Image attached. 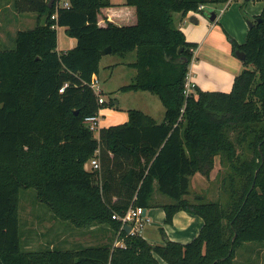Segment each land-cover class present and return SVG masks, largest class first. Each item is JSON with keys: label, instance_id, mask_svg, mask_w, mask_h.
I'll list each match as a JSON object with an SVG mask.
<instances>
[{"label": "trees", "instance_id": "obj_1", "mask_svg": "<svg viewBox=\"0 0 264 264\" xmlns=\"http://www.w3.org/2000/svg\"><path fill=\"white\" fill-rule=\"evenodd\" d=\"M50 1L17 0L37 25L17 32L14 49L0 50V264H235L241 247L264 244V8L246 42H232L246 60L231 92L196 87L186 97L198 44L174 15L229 0H69L70 8ZM123 7L134 9V22L109 16ZM57 27L77 40L75 48L58 52ZM108 47L113 55L136 53V77L121 91L156 95L161 123L129 110L125 124L102 128L99 138L87 128L86 118L102 109L90 83ZM93 158L101 168L88 171ZM216 158L228 168V200L188 199L193 177L209 180ZM29 189L57 219L80 229L107 226L123 244L24 251L20 193ZM156 192L169 200L161 206L167 226L179 212L203 219L191 242L171 241L161 229L165 243L153 245L113 219L131 207H157Z\"/></svg>", "mask_w": 264, "mask_h": 264}, {"label": "crops", "instance_id": "obj_2", "mask_svg": "<svg viewBox=\"0 0 264 264\" xmlns=\"http://www.w3.org/2000/svg\"><path fill=\"white\" fill-rule=\"evenodd\" d=\"M124 3L116 5H123ZM8 8L10 10L6 12V25L8 26L14 28V26L21 25L31 18L35 19L34 13L20 12L16 9L15 4L12 5V7L11 5L8 6ZM263 8L264 0H229L227 4L221 6L219 13L216 11H207L208 8L206 6L204 10L199 12H189L185 15L179 13L174 15L176 25L183 31L187 41L189 43L198 44V48L194 52V59L189 72V76L196 87L209 92H231L234 79L245 69L244 62L240 61L233 52L232 42L235 41L239 45L246 42L250 29L248 22L255 23L256 18L261 15ZM1 11L0 8V12ZM18 12L22 14L19 15ZM212 12L216 14L215 21L210 20ZM115 15L122 16L123 19L128 21H135V11L132 8L123 7L117 12H110L109 16L113 17ZM192 19L197 20L198 24H195ZM20 29H15L11 39L13 36L15 39ZM76 45V39L63 37L60 43L58 38V52L60 53L67 52L75 48ZM134 62L135 61L128 62L127 65L130 66V64ZM160 112L162 113L160 119H157L153 114L149 116L154 118L158 123H161L165 117V108ZM107 114H109L110 119H113L112 121L119 120L122 123L128 121V116L118 117L115 116L116 113L111 111H108ZM99 118L101 128H105L102 126L100 115ZM112 123L114 122H110V125H112ZM217 165L218 158H216L215 167H217ZM200 179L207 180L199 173L193 177V192L197 188L196 182L200 181ZM116 200L117 198L113 199V201ZM154 200L155 203H157V207L147 210L149 223L141 234L148 242L153 245L164 244L165 239H163L164 237L160 233L161 229L165 230L169 240L182 244L191 242L199 235L204 225L202 218L192 216L186 212H179L174 218L173 225L167 226L165 224L166 215L161 206L169 203V200L159 195L157 192L155 193ZM90 230L95 232V234H100L99 240H101V242L98 245L112 244V242L114 246H121V244H123L109 227L95 226ZM261 247L264 248V244H261ZM254 254L255 256L253 255L252 258L259 256L257 251ZM159 263L163 264L162 260H159ZM261 264H264V261L261 262Z\"/></svg>", "mask_w": 264, "mask_h": 264}, {"label": "rangeland", "instance_id": "obj_3", "mask_svg": "<svg viewBox=\"0 0 264 264\" xmlns=\"http://www.w3.org/2000/svg\"><path fill=\"white\" fill-rule=\"evenodd\" d=\"M69 0H62L68 2ZM17 0H0V50H10L15 48L14 36L11 39L15 29L31 30L38 22V16L34 14L35 19L21 25H6V12L10 11L8 6L16 5ZM113 4L124 3L125 0H111ZM223 5V4H222ZM217 4H209L207 8L209 12H220L221 6ZM7 9V10H6ZM18 14H22L19 13ZM36 20V22H35ZM44 22V19L42 20ZM58 38L61 43L63 37H68L65 28L58 27ZM61 46V45H60ZM136 61V53H129L125 56L106 55L100 66V90L99 100L102 105L100 117L102 126L109 128L125 124L121 121H112L108 111L116 113L115 116H128L129 110H139L147 115H155L160 119L163 104L160 99L149 92H123L121 88L134 82L137 71L127 65L128 62ZM114 116V117H115ZM110 122L112 125H110ZM97 136V135H96ZM218 158V165L213 171L209 180L196 182L197 188L190 197L194 199V195H201L206 202L220 201L223 204L228 200L229 196L224 192L223 181L227 176L228 168L221 165ZM90 169V164L86 165ZM20 235L22 248L24 251H41L48 248H56L59 250H72L78 246H96L101 240L100 234H95L91 228H76L69 222H63L57 219L50 209L37 199L35 189L22 190L20 193ZM107 227V226H105ZM162 238V236H161ZM164 239V238H163ZM259 253L258 257L255 252ZM160 260V259H159ZM264 261V248L258 244H249L241 247L237 252L235 264H261ZM162 263H166L165 261Z\"/></svg>", "mask_w": 264, "mask_h": 264}, {"label": "built area", "instance_id": "obj_4", "mask_svg": "<svg viewBox=\"0 0 264 264\" xmlns=\"http://www.w3.org/2000/svg\"><path fill=\"white\" fill-rule=\"evenodd\" d=\"M58 5L64 8H70V3L68 2H62L60 0L58 2ZM205 9V6H200L199 11H202ZM56 17H53V19ZM58 28V27H57ZM68 85H65L61 90L60 93H63L65 88H67ZM90 88L96 93V95L99 96L101 94L100 90V79L98 76H94L91 83ZM196 85L192 82L189 74L187 76L186 85H185V95L186 97H190L195 93ZM85 125L87 128L92 131L96 138H99L100 131H101V125H100V118L99 115L91 116L86 118ZM97 135V136H96ZM87 164H90V169H86L88 171H97L100 170V161L98 158L91 159ZM86 164V165H87ZM146 209H143L141 207L133 208L127 210V212L124 215H113V219L116 221H119L121 223V229H125L126 226H131L130 235H141L147 224L149 223V218L147 216V213L144 215Z\"/></svg>", "mask_w": 264, "mask_h": 264}, {"label": "water", "instance_id": "obj_5", "mask_svg": "<svg viewBox=\"0 0 264 264\" xmlns=\"http://www.w3.org/2000/svg\"><path fill=\"white\" fill-rule=\"evenodd\" d=\"M53 2H54V0H51L50 1V7H51V5L53 4ZM210 20L211 21H215L216 20V14L215 13H211V15H210ZM192 21L195 23V24H198V21L197 20H194V19H192ZM260 21V20H259ZM258 21V22H259ZM248 25H249V28H252L254 25H255V23H253V22H248ZM184 49L182 48L180 51H179V54H182V51H183ZM112 53V50H111V48L110 47H108V48H106V49H104L103 51H102V55H103V57L104 56H106V55H110ZM235 55H236V57L240 60V61H242V62H244L245 60H246V54L243 52V51H241V50H238V51H236V53H235ZM76 114H78V112H76ZM147 213V210H145V213H144V215ZM125 230H126V232L129 234L130 233V230H131V226H126L125 227Z\"/></svg>", "mask_w": 264, "mask_h": 264}]
</instances>
